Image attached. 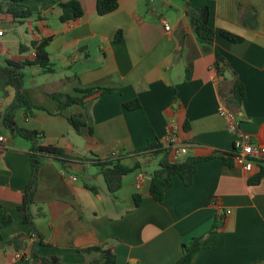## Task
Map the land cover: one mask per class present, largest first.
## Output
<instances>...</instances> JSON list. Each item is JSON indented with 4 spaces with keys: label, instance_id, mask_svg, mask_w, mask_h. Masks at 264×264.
<instances>
[{
    "label": "crops",
    "instance_id": "0c3cea01",
    "mask_svg": "<svg viewBox=\"0 0 264 264\" xmlns=\"http://www.w3.org/2000/svg\"><path fill=\"white\" fill-rule=\"evenodd\" d=\"M22 1L35 12L22 23L0 12V65L32 59L31 42L48 38L46 51L55 70L43 73L29 66L32 79L24 87L40 109L26 115L20 108L14 120L20 128L42 133L40 143L61 147L72 159L62 164L47 156L33 177L31 141L3 122L14 90L0 92V136L5 138L0 142V264H40L32 252L84 264L100 255L81 250L91 246L111 250L116 264H175L182 245L195 237H201L202 248L188 264H264V176L251 184L258 165L245 172L218 154L232 149L234 140L218 114L223 101L236 112L239 129L264 145V0H118L105 15L97 13L96 0H76L83 14L68 21L59 19L60 3L68 0ZM190 6L208 8L213 43L196 39L186 15ZM222 30L242 40L229 41ZM20 45L28 48L21 52ZM221 59L226 67L218 73L215 63ZM234 78L245 89L239 107L229 99ZM86 88L112 91L63 109L52 97H80ZM135 100L138 108L125 107ZM78 112L92 134H78L69 124L67 117ZM170 131L176 138L170 159L199 160L190 185L173 175L156 201L149 184L160 157L135 152L156 142L167 146ZM178 146L186 152L177 154ZM106 157L140 165L124 175L116 197L92 163ZM32 178L31 213L43 241L35 247L37 235L17 212ZM135 194L141 197L138 206ZM4 215L11 219L5 225ZM219 221L221 226L212 229ZM16 237L17 247L11 241Z\"/></svg>",
    "mask_w": 264,
    "mask_h": 264
},
{
    "label": "trees",
    "instance_id": "16d2710c",
    "mask_svg": "<svg viewBox=\"0 0 264 264\" xmlns=\"http://www.w3.org/2000/svg\"><path fill=\"white\" fill-rule=\"evenodd\" d=\"M118 7V0H96V11L99 15H105L114 11ZM61 14L59 19L61 21L74 20L83 14V9L79 2L76 0H68L60 3ZM0 12L8 13L12 16L13 20L17 23H22L25 19L32 17L33 12L28 5L23 3L22 0H0ZM189 23L194 31L196 39L202 43L211 44L214 41L215 30L209 23V10L207 7H189L186 10ZM220 34L229 41L239 42L242 40L241 36H238L229 31L222 30ZM120 38V33L116 35V39ZM48 38H42L39 41H32L30 46L34 49L35 54L32 59L13 60L7 59L4 65H0V92L5 93L7 88L14 90V97L4 114L3 122L6 128L13 134L23 137L31 141V161L33 165V177L40 161L47 157L52 156L59 162L64 164L67 160L72 159L65 152L64 149L58 146L50 144H42L39 139L42 137V133L32 129L20 128L16 125L14 120L15 112L22 108L29 115L30 110L40 109L39 106L34 104L30 93L24 87L25 68L31 65L41 68L43 73L54 72V66L51 63L48 53L46 51V45ZM28 46L20 45V51H24ZM224 64V65H223ZM215 67L218 73H222L226 67L224 60H218L215 63ZM84 95L75 97L66 94H52V97L57 101L59 109H63L73 103L82 104L83 98L92 95H102L112 91L110 88H86L81 90ZM245 97V89L242 81L238 78H234L230 90V101L239 107L242 100ZM222 103L225 104L223 101ZM226 105V104H225ZM127 109H136L139 107V103L130 101L125 103ZM235 112V111H234ZM236 113V112H235ZM69 124L78 134L88 133L92 134V128L86 125L85 115L82 112L71 114L67 117ZM171 143L167 146L162 145L160 142L149 144L144 150H138L135 154H143L151 152L155 156H159L158 167L151 173L149 192L153 199L161 201L165 191L170 187L172 183V176L178 175L184 185H190L192 177L196 169V163L199 160L197 157L187 156L179 161H172L170 159ZM221 155L224 162L231 165L233 163V151L232 149L218 152ZM79 160L83 157L77 158ZM93 165L97 168L98 173L103 177L106 188L112 197H116L117 191L122 187V180L124 175L140 168V165L136 163L134 166L129 167L121 164L117 160L111 157L104 159L95 158L92 161ZM258 172L248 179L251 184H256L264 176V161L257 163ZM92 192L96 193L97 188L93 186H87ZM34 189L33 178L29 180L28 185L24 191L23 200L20 205L17 206V212L22 222L26 224L30 231L37 235V239L33 246L42 243V237L38 233L36 224L34 222L33 215L31 213V205L33 204L32 191ZM141 203V197L139 194L134 195V204L138 206ZM11 221L9 215H4L2 223L5 225ZM221 221V220H220ZM215 222L212 229H216L221 226V222ZM11 241L17 245L19 239L13 238ZM17 247V246H16ZM202 248L201 237L193 238L188 244L182 245V255L176 261L175 264H188L194 254ZM84 252L92 253L98 252L100 255L93 257L88 263L84 264H116V255L109 249H105L101 246H91L81 249ZM34 259L39 258L40 264H69L64 263L60 258L56 256L51 257H39L34 252L31 253ZM25 257V256H24Z\"/></svg>",
    "mask_w": 264,
    "mask_h": 264
},
{
    "label": "built area",
    "instance_id": "2783aa9c",
    "mask_svg": "<svg viewBox=\"0 0 264 264\" xmlns=\"http://www.w3.org/2000/svg\"><path fill=\"white\" fill-rule=\"evenodd\" d=\"M165 29H169L167 23H165ZM218 114L225 120L228 132L234 135L232 145L234 165L241 167L245 172H250L257 163L264 161V145L255 143L249 134L243 133L239 129V120L237 119L236 113L227 108L225 104H219ZM175 139L173 132L170 131L168 143L175 142ZM3 141H5V138L0 136V142ZM174 151L177 154H183L186 152V148L184 146H178L175 147ZM71 179L76 180L77 178L75 175H72Z\"/></svg>",
    "mask_w": 264,
    "mask_h": 264
},
{
    "label": "rangeland",
    "instance_id": "374dc122",
    "mask_svg": "<svg viewBox=\"0 0 264 264\" xmlns=\"http://www.w3.org/2000/svg\"><path fill=\"white\" fill-rule=\"evenodd\" d=\"M35 68V67H34ZM32 69L30 67H26L24 72H25V77H24V84L26 87H29L30 86V80L32 79ZM158 157V156H156ZM157 160V158H156ZM156 163V166L157 167V161L155 162Z\"/></svg>",
    "mask_w": 264,
    "mask_h": 264
},
{
    "label": "water",
    "instance_id": "95a60500",
    "mask_svg": "<svg viewBox=\"0 0 264 264\" xmlns=\"http://www.w3.org/2000/svg\"><path fill=\"white\" fill-rule=\"evenodd\" d=\"M0 246L2 247V244Z\"/></svg>",
    "mask_w": 264,
    "mask_h": 264
}]
</instances>
